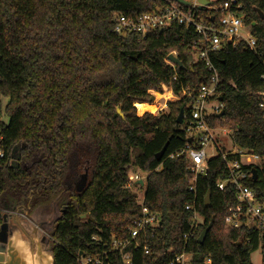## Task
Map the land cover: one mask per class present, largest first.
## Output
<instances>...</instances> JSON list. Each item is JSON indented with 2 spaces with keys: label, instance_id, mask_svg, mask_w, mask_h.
Masks as SVG:
<instances>
[{
  "label": "trees",
  "instance_id": "trees-1",
  "mask_svg": "<svg viewBox=\"0 0 264 264\" xmlns=\"http://www.w3.org/2000/svg\"><path fill=\"white\" fill-rule=\"evenodd\" d=\"M239 1L257 47L250 51L239 44L211 53L225 105L212 124L228 126L238 147L262 157L251 186L264 203V118L258 105L264 19L256 11L264 14V0ZM164 5V0H0V118L6 97L9 119L8 124L0 119V213L29 196L59 201L50 233L54 264H79L82 255L105 257L104 252L109 264H172L183 251L190 253V264L208 259L253 264L251 255L261 245L264 264V234L253 225L225 222L237 202L232 187L217 186L226 176L221 156L208 160L206 176L197 181L196 207L203 220L194 237L183 239L193 215L186 208L193 199L192 173L186 158L175 156L189 142L176 120L182 107L188 112L189 98L169 101L158 115L140 116L135 104L152 103L151 92H162L163 85L179 96L209 79L210 70L195 59L192 47L199 35L174 23L145 37L123 36L113 22L116 13L134 18ZM198 14L208 19L206 9ZM172 52L182 68L166 61ZM132 168L147 173L143 205L129 187ZM143 206L160 215L161 224L139 236L138 248H128L127 263L111 250V240L130 237Z\"/></svg>",
  "mask_w": 264,
  "mask_h": 264
},
{
  "label": "built area",
  "instance_id": "built-area-1",
  "mask_svg": "<svg viewBox=\"0 0 264 264\" xmlns=\"http://www.w3.org/2000/svg\"><path fill=\"white\" fill-rule=\"evenodd\" d=\"M186 1L189 2L188 5L173 0H164L165 5L157 7L153 11L142 13L134 18L116 13L113 19L115 32L123 36L135 33L145 37L150 31L161 28L166 29L174 23L193 28L195 33L199 35V40L193 42L192 47L196 48L194 52L195 59L203 61L210 70L209 79L197 88L183 89L179 96L173 92L171 87L162 86L163 91L167 89L170 91L171 96L175 94L174 97L177 99L181 97L189 98L188 112L184 113L182 129L186 130L191 142H188L181 152L175 154V156L186 158L192 173L191 185L188 190L193 193V199L186 208L191 210L193 215L190 230L183 235V239L187 242L194 237L199 224L203 220L196 207L197 181L207 174L208 160L211 159L208 156V148L215 152L214 157L221 156L226 166V176L218 181V188L224 191L226 187L230 186L235 191L237 204L229 209V214L225 219L226 224L236 228L253 225L263 235L264 203L261 202L251 186V181L254 180L253 170L257 169L259 165L262 167V157L244 148L238 147L236 150L226 148L220 140L219 133L227 132L224 127L212 124L215 116L223 112L225 105L220 92L219 73L213 63L211 53L226 46L237 47L239 44H243L250 51H256L257 40L253 36L250 26L246 23L245 14L241 12L243 4L239 0H207L210 2L209 5L203 4L201 0ZM204 9L208 12V19L202 18L198 14V10ZM171 54L178 57L177 52ZM166 61L174 68L177 67V64L168 59ZM177 78V75H175L174 79ZM262 81L264 84V74L262 75ZM163 91H152L151 93L155 97L156 94L163 93ZM258 94L259 109L264 118V89L260 90ZM169 101H171V97L164 98L162 103H158L159 105L155 104L156 109L152 114L158 115L167 111ZM0 157H3L2 151H0ZM171 157H174V155L172 154ZM140 179L144 180L139 174L129 176L130 182L138 183ZM143 199L144 196L139 201L141 205H143ZM160 224V215L150 213L143 206L140 217L129 228L130 237L119 239L113 236L111 250L122 253L125 262L130 263L131 252L128 251V248L131 245H133V248H138L140 245L138 242L139 236L146 234L148 230L154 231ZM144 251L149 252L147 247H144ZM103 255L105 257L82 255L79 264H109L106 252ZM174 262L190 264L191 255L183 251L175 257L172 264ZM206 264H211V260L208 259Z\"/></svg>",
  "mask_w": 264,
  "mask_h": 264
},
{
  "label": "water",
  "instance_id": "water-1",
  "mask_svg": "<svg viewBox=\"0 0 264 264\" xmlns=\"http://www.w3.org/2000/svg\"><path fill=\"white\" fill-rule=\"evenodd\" d=\"M178 3L188 5L189 2L186 0H173ZM201 2L205 5H209L210 2L207 0H201ZM258 14L261 16V19H264V14L256 9ZM165 28H161L160 31H164ZM167 59L175 64H177L180 68L183 67L182 62L179 58L173 54H170ZM117 113L123 118L124 114L121 109H117ZM184 113L185 109L182 107L180 113L177 117V124L182 125L184 122ZM223 114V113H222ZM191 142V138L188 140ZM168 143L163 147V149L156 154L157 160H162L165 155ZM253 179H257V169L253 170ZM138 183L143 186L145 182L143 179H140ZM211 206V193L209 192L205 197V207L209 208ZM38 217H34L33 221L36 225H32L29 223V227H25L27 231H29V240L24 237L22 231L18 227H10L3 226L0 229V264H54V256L51 251V230L54 219L50 220L48 229H40V225L37 224L41 217L40 213H35ZM34 214V215H35ZM213 220L210 225L204 229L199 238L198 242L203 243L207 237L208 232L212 228ZM24 226V224H23ZM237 244H241L239 241Z\"/></svg>",
  "mask_w": 264,
  "mask_h": 264
},
{
  "label": "rangeland",
  "instance_id": "rangeland-1",
  "mask_svg": "<svg viewBox=\"0 0 264 264\" xmlns=\"http://www.w3.org/2000/svg\"><path fill=\"white\" fill-rule=\"evenodd\" d=\"M174 96H175V94H173V96H171L170 91H168L166 89V90L163 91V93L156 94L155 101L153 103H150V104L151 105L152 104L153 105H155V104L159 105L158 103H162L164 101V98H168V97H171V100L172 101L178 100ZM7 102H8V99L6 97L2 98V103H1V118L0 119L5 124H8V121H9L8 115L6 113V104H7ZM155 109H154V111H155ZM148 111L150 113H152V111H150V110H145L142 113H139V111L136 110L137 114L140 115V116L143 115V114H145ZM219 126H221V125H219ZM224 130L227 133H225V132L219 133L221 142L226 146V148L232 149V150L233 149L236 150L238 148V145L233 140L232 130L228 126H224ZM207 151H208L209 158H212V157L215 156V152H213L212 149L208 148ZM132 174H139L140 176H142L144 178V182L146 183L145 180H146V177H147V173H145V172H143V171H141L139 169L132 168L129 171V175H132ZM129 187L134 192L137 193L138 200L139 201L142 200V198L144 196V193H145V190H146V185L139 186V185H136V183H134V182H130L129 183ZM61 207H62L61 205H59V207H58V205L55 204L54 202H52V200H51L50 202L46 203L43 206H41L40 204H38L37 206H35V208H33V210L26 217H23L24 219L23 218L22 219L25 220V221H27V222H29L32 225H36V223L33 221V218L34 217H38V215L35 214L36 212L37 213H40L41 216L42 215H45L46 218L48 216L55 217L56 215H59L60 214ZM49 219H51V218H49ZM50 243L52 244V238H50ZM262 258H263V249H262V245H261L260 248L251 255V261H252L253 264H262Z\"/></svg>",
  "mask_w": 264,
  "mask_h": 264
},
{
  "label": "flooded vegetation",
  "instance_id": "flooded-vegetation-1",
  "mask_svg": "<svg viewBox=\"0 0 264 264\" xmlns=\"http://www.w3.org/2000/svg\"><path fill=\"white\" fill-rule=\"evenodd\" d=\"M80 184L81 181L78 182L76 185L79 186ZM48 202L50 201H46L43 198L33 199L32 196H29V199L25 204L22 203V204L14 205L13 210H6V209L2 210L0 213V229L3 228V226H7L8 228L16 226L22 231L24 237H26L29 240V231H27L25 228V227H29V222L23 220L24 219L23 217H26L38 204L43 206ZM52 202L57 204L59 207L60 205L59 201L53 200ZM58 216L59 215H56L55 217L48 216L46 218L45 215H42L37 224L40 225L41 227L40 229H48L50 220H52L53 218L55 220Z\"/></svg>",
  "mask_w": 264,
  "mask_h": 264
},
{
  "label": "bare ground",
  "instance_id": "bare-ground-1",
  "mask_svg": "<svg viewBox=\"0 0 264 264\" xmlns=\"http://www.w3.org/2000/svg\"><path fill=\"white\" fill-rule=\"evenodd\" d=\"M136 107L138 108L139 113H142L146 109H148V110L153 112L154 109L156 108L154 105H143V104H137Z\"/></svg>",
  "mask_w": 264,
  "mask_h": 264
},
{
  "label": "crops",
  "instance_id": "crops-1",
  "mask_svg": "<svg viewBox=\"0 0 264 264\" xmlns=\"http://www.w3.org/2000/svg\"><path fill=\"white\" fill-rule=\"evenodd\" d=\"M137 104H140V103H137ZM137 104H135V106L137 105ZM143 105H151L150 103L148 104V103H142ZM155 106V105H154ZM146 110H148V109H146ZM144 112V111H143Z\"/></svg>",
  "mask_w": 264,
  "mask_h": 264
}]
</instances>
